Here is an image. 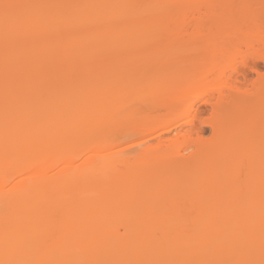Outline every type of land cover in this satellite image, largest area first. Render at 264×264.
I'll return each mask as SVG.
<instances>
[{"label": "bare ground", "instance_id": "1", "mask_svg": "<svg viewBox=\"0 0 264 264\" xmlns=\"http://www.w3.org/2000/svg\"><path fill=\"white\" fill-rule=\"evenodd\" d=\"M140 22L157 36H195L189 49H211L202 63L231 56L237 34L257 31L264 49V0H0V264H264V156L253 154L264 75L254 100L249 61L233 67L231 87L203 101L212 139L185 156L194 130L164 135L216 67L184 76L174 34L142 50L135 42L152 63L175 50L166 62L176 72L150 96L166 103L131 105L105 67L127 50L136 57L124 37Z\"/></svg>", "mask_w": 264, "mask_h": 264}, {"label": "rangeland", "instance_id": "2", "mask_svg": "<svg viewBox=\"0 0 264 264\" xmlns=\"http://www.w3.org/2000/svg\"><path fill=\"white\" fill-rule=\"evenodd\" d=\"M141 23V22H140ZM136 25L137 26H135L136 28H132V29H130V28H127L126 30L127 31H129V32H127L126 30V32L127 33H125V31H123L125 34H126V37H124V39L126 40V42L124 41V43H125V50H127V49H129L128 48V46L130 47L131 45H128L129 44V42H131L132 43V45H133V42H134V47L133 48H136L137 49V51L134 49V51H133V53H132V55L134 54V56L136 55V57L134 58V57H129L128 55H130L129 53H128V50H127V52L126 51H124V53H125V56H124V60H125V63H119V65H118V67H117V65L116 66H114V64L112 65V67L110 66V68L109 67H105V68H107V72L109 73V78H113L114 76H117L119 79H120V82L118 81L119 79L117 78V79H115L114 81H118V85L120 84L121 85V92H122V95L124 94V96H125V98H127V102L128 103H133V104H131V105H133V106H135L137 103H139V102H144V103H146V104H144L143 106L146 108V109H144L143 108V110H146L147 111V105H149V104H147V102L148 103H150L151 101L150 100H153L152 102H154L153 104H155V103H157V101H158V99H159V101L158 102H161V100L163 101V102H161V104L162 103H166L165 102V100H163L162 98H160V97H153L152 99L150 98V96H151V94H153L154 93V91L156 90L155 88H153V87H157V85L158 84H155L156 83V81L157 80H159L160 78V80H162V81H164V80H166L165 78H167L168 76H170V78L172 77L170 74H172V72H176V71H172L173 70V68H172V66H174L173 65V63H167L168 61H167V59H169L170 58V56H172L173 57V55L172 54H174L173 52H175V50L171 53L170 51H172V49L166 54V52H167V50H166V52L164 51L163 52V54H161V56H159L160 54V52L158 53L159 55H157L156 53H154V52H152L151 50V53H154L155 55L153 56V58H151V60L153 61V60H155V61H157L156 63L154 62V63H152V62H150L149 61V57L150 56H148V58H146L145 56H147V54L149 55V53L148 52H145L144 50V53H140V50H139V48H141V50H142V46H143V44H140V43H146V45H147V43L148 44H150L151 43V45H152V42H155V41H167V40H172V42H173V37H172V35L171 34H174L175 35V37H177V38H175L174 37V39L176 40V39H179V40H177L179 43L181 42L182 43V45L184 46V48H182L181 49V51L180 50H178V52H175V54H174V56L176 55V53H177V55H180V52H181V57L183 58V59H185L184 60V65H185V67L184 66H182L181 67V65H183V64H179V63H176L175 64V66L177 65V64H179L180 65V67L181 68H179V67H177L178 69H182V72L184 73V76L186 75V70H193V72L191 73L190 72V77H192V75L193 74H195V75H197L199 72V70L200 71H208L209 69H211L212 67H216V71H217V76L215 75V77H213V78H211V83H207L206 84V86H205V88H207V89H204V88H202L201 90L203 91L204 90V92H202V91H199V92H197V93H195V95L193 94L192 96H191V94H190V97H189V95H188V97L186 98L185 97V99H184V101H183V103H182V105L183 106H185V107H183V110H184V115L185 114H187V115H185L186 117L184 118V119H182V120H180V119H178V118H180V117H178L177 119H175V121H177V123H175L174 124V126L171 128V133H166L165 135H164V137L165 136H167L168 137V139H171V137H172V139L174 138V136H176L177 134L176 133H178V132H180V134H184V133H186V132H189L188 130H191V129H193L194 130V133L192 134V136H191V138H190V140L185 144V145H183V146H181L180 148H179V151H180V153L181 154H183V155H188L190 152H191V150L193 149H191V150H189L190 149V147H192V146H194V143H195V141L199 138V139H201V140H203V141H210L211 139H212V129H211V126H210V124H209V122H210V120H211V118H212V116H211V113H210V111L209 110H211V108H210V105L209 106H206L207 105V103H204L206 100H208L210 97H208L210 94H215V92H218V91H226L227 89H229L230 87H228V85H229V83L231 82V80L229 79V76L231 75V73L234 71V69L236 68V69H238L239 68V66H241V64H243L244 62H250L251 61V63H246V64H248L250 67H249V70H248V73H247V75L249 74V78L247 77V79H250V81L249 80H247L246 81V84H247V82H249V84H252V86H251V88L249 87H247V86H249L248 84L246 85V84H244V83H242L241 82V80H240V78H239V82H241L242 84H244V86L246 85V87H247V91H249V89H253L252 87L254 86V84L253 83H255V86H256V84L258 83V80H260L261 79V76H262V78H263V75H264V58H263V56H264V54L262 55V52L264 51V49H261L262 48V45L259 43H257V41H256V38L258 37H256V32H251V33H249V34H246V33H244L245 31H243V35H240V34H237V38H236V45H234V46H230L231 48V51L230 52H227V50L229 49H227L226 50V52L225 53H229V54H231V56H229L228 57V55H226L225 56V58L224 57H222V58H224L225 60H222V59H219L220 60V62H217V63H202V61H203V59H205V57L207 58V56L210 54V52H211V49H205V48H203L202 46H197V48H191L190 47V49H189V46H190V44H193V43H198V44H200L199 42H195V40L193 39V37L195 38V36H193V37H190L189 35H190V33H188V34H186V36H184L183 34H180V35H178V36H176V32H166L167 30H163V32L162 33H164V34H161L160 35V33H161V31H160V33H159V35L157 36V34L155 33V32H157V31H155V32H151V30H149V27L147 28V26H149V25H146L145 26V24L143 25L142 23L141 24H137L136 23ZM172 27V26H171ZM171 27H170V29H171ZM252 28V27H251ZM254 28V27H253ZM264 28V27H263ZM244 29H246V28H244ZM243 29V30H244ZM248 29V28H247ZM172 31H173V29H171ZM231 30V29H230ZM254 30V29H253ZM227 31H229V30H227ZM247 31V30H246ZM220 32H225V31H223V30H221V31H217L216 33H217V36H220ZM220 33V34H219ZM229 33V32H228ZM219 34V35H218ZM242 34V33H241ZM170 37H169V36ZM124 36V35H123ZM160 36V37H159ZM202 36V35H201ZM200 36V37H201ZM216 36V37H217ZM234 36V35H233ZM197 37V36H196ZM198 37H199V35H198ZM236 37V36H235ZM192 38V39H191ZM202 38V37H201ZM200 38V39H201ZM198 39V38H197ZM197 39H196V41H197ZM199 39V40H200ZM217 39V38H216ZM239 39V40H238ZM240 39H242V40H240ZM198 40V41H199ZM259 40V39H258ZM177 41H174V42H177ZM135 42H136V44L138 43L139 44V48L137 47V45H135ZM167 42H169V41H167ZM166 42V43H167ZM229 42V41H228ZM228 42H227V44H228ZM233 42H235V41H233ZM232 42V43H233ZM165 43V42H164ZM179 43H174V45H178ZM154 44V43H153ZM170 44V43H169ZM172 44V43H171ZM233 45V44H232ZM145 46V45H144ZM188 46V47H187ZM122 47V46H121ZM146 47V46H145ZM144 47V48H145ZM232 47H233V49H232ZM132 48V49H133ZM185 48L187 49V50H185ZM152 49V48H151ZM175 49V48H174ZM184 49V50H183ZM229 49V50H230ZM131 50V49H130ZM139 50V51H138ZM145 50H147V49H145ZM147 51H149V50H147ZM177 51V50H176ZM183 51V52H182ZM139 52V53H138ZM156 52V51H155ZM127 53H128V55H127ZM146 53V54H145ZM150 53V54H151ZM145 54V56H142V55H144ZM165 54V55H164ZM131 55V56H132ZM157 55V56H156ZM176 55V56H177ZM257 55H260V57L258 58L257 57ZM151 56H152V54H151ZM158 56H159V58H158ZM169 56V57H168ZM177 57H179V56H177ZM253 57H255L254 59H253ZM262 57V58H261ZM123 58V57H122ZM127 58H132V59H135V60H133L132 62L133 63H135V65L137 64V66H140V65H138V64H140V63H142V69H141V67H140V69H137V66H133V67H135V69H136V71L133 69V67L132 66H130L131 64L130 63H132V62H129L128 60H127ZM176 58V57H175ZM175 58H174V60H175ZM180 58V57H179ZM160 59H162V61H161V65H165V66H163V67H160V64H159V66L158 65H156V64H158V62H160L159 60ZM177 59V58H176ZM183 59L181 60V61H183ZM189 59V60H188ZM257 59V60H256ZM260 59H261V61H260ZM170 60H172V58L170 59ZM227 60V61H226ZM248 60V61H247ZM123 61V60H122ZM167 61V62H166ZM194 62V63H191V62ZM243 61V62H242ZM257 63H256V62ZM129 62V63H128ZM196 62V63H195ZM229 62V63H228ZM263 62V63H262ZM163 63V64H162ZM214 64H216V65H214ZM255 64V65H254ZM168 65V66H167ZM252 65H254L253 67H252ZM171 66V67H170ZM256 66V67H255ZM92 67V66H91ZM233 67H235V68H233ZM132 68V69H131ZM139 68V67H138ZM233 68V69H232ZM241 68V67H240ZM250 68H253V70H251V71H253L254 73H252V72H250ZM91 69V68H90ZM96 69V68H95ZM101 69V68H100ZM174 69H176L175 67H174ZM256 69V71H254ZM106 70V69H105ZM177 70V69H176ZM91 71H93V70H91ZM95 72H96V70H94ZM232 71V72H231ZM107 72H105V74L107 73ZM181 72V71H180ZM231 72V73H230ZM183 73H180V74H183ZM202 73V72H201ZM215 73V72H214ZM179 74V76H182V75H180ZM188 74H189V71H188ZM187 74V75H188ZM213 74V73H212ZM211 74V75H212ZM216 74V73H215ZM222 74V75H221ZM173 75V77L172 78H174V73L172 74ZM186 75V76H187ZM175 76H177V75H175ZM194 76V75H193ZM199 76V75H198ZM197 76V77H198ZM221 76V77H220ZM231 76H233V74L231 75ZM105 77H108V75L107 76H105ZM183 77V76H182ZM188 77V76H187ZM186 77V78H187ZM196 77V76H195ZM219 77V78H218ZM132 79V81H129L130 83L132 82V84L130 85V84H128V85H126L125 84V82H127L128 81V79ZM176 79L178 78V76L177 77H175ZM181 78V77H180ZM179 78V79H180ZM183 78H185V77H183ZM214 78H216V79H214ZM260 78V79H259ZM169 79V78H168ZM188 79V78H187ZM228 79H229V81H228ZM242 79V78H241ZM256 79V80H255ZM109 80V79H108ZM185 80V79H184ZM183 80V81H184ZM255 80V81H254ZM242 81H244L245 82V80H242ZM262 81H264V80H262ZM262 81L260 82V83H262ZM108 82V81H107ZM106 82V83H107ZM110 82H111V80H110ZM158 83H159V81H157ZM227 82H229V83H227ZM233 82V81H232ZM253 82V83H252ZM117 83V82H116ZM108 84V83H107ZM155 84V85H154ZM228 84V85H227ZM231 84V83H230ZM234 84V83H233ZM232 84V85H233ZM237 84H240V83H236L235 85V87H237L238 85ZM109 85V84H108ZM107 85V86H108ZM154 85V86H153ZM259 85V84H258ZM257 85V86H258ZM208 86V87H207ZM254 86V87H255ZM255 87L254 89H258L257 90V94L256 93H254L253 95H254V97H253V99L255 100V98H256V96L257 95H259L260 94V92H261V85H260V88L259 87ZM111 87V86H110ZM110 87H108V88H110ZM239 87H242V86H240L239 85ZM120 88V87H119ZM238 88V87H237ZM154 89V90H153ZM241 89V88H240ZM120 90V89H119ZM242 90H243V87H242ZM241 90V91H242ZM215 91V92H214ZM247 91H242V92H245V93H247ZM253 91V90H252ZM252 91L250 90L249 91V94L247 93V95H248V97H250V94H252ZM205 93H206V95H205ZM204 94V95H203ZM209 94V95H208ZM208 95V96H207ZM123 96V97H124ZM156 96V95H155ZM252 98V97H251ZM250 98V99H251ZM179 100H180V98H179ZM124 101H125V99H124ZM204 101V102H203ZM151 102V103H152ZM140 103V104H141ZM180 103V102H179ZM122 104H124V102L122 101ZM121 104V105H122ZM125 104H127V103H125ZM140 104H138L139 106H141ZM153 104H150L149 105V107H148V110L149 109H152V108H150V106H155V105H153ZM206 104V105H205ZM129 104H127V106H128ZM131 105H129L130 107V109L133 107V106H131ZM190 105H192V106H190ZM124 106V105H123ZM126 106V105H125ZM124 106V107H125ZM142 107V106H141ZM160 107V106H159ZM187 107H192V110L190 109H188ZM139 108V107H138ZM137 108V109H138ZM121 109H123V107H121ZM125 109H126V107H125ZM129 109V111H131V112H133V110H130ZM134 109V108H133ZM137 109H135L136 111H137ZM159 109H161V108H159ZM139 110V109H138ZM142 110V109H141ZM162 110V109H161ZM126 111V110H125ZM127 111H128V108H127ZM146 111H144L143 113H145ZM135 112V111H134ZM137 112H139V111H137ZM137 112L135 113V115H137ZM142 112V111H141ZM259 112H261V111H259ZM258 112V113H259ZM140 113V112H139ZM124 114H126V113H124ZM146 114V113H145ZM261 114V113H260ZM260 114H258L259 116H260ZM183 115V114H182ZM181 115V116H182ZM183 115V116H184ZM257 115V114H256ZM255 115V116H256ZM139 116V115H138ZM183 116H182V118H183ZM259 116L257 117V118H259ZM261 116H262V114H261ZM264 117V116H263ZM140 118V117H139ZM256 117H254V119H255ZM260 119H262L261 117L257 120V119H255L257 122H255L254 121V123H253V127H256V125H263L262 123L261 124H258V123H260V122H262V121H260V122H258ZM180 120V121H179ZM263 121H264V118L262 119ZM261 127V126H260ZM176 129V130H175ZM168 134V135H167ZM152 137V136H151ZM150 137V138H151ZM166 137V138H167ZM145 140V139H144ZM143 140V141H144ZM147 140V139H146ZM153 140L155 141V139H150V143H147L146 142V144H153V143H156L157 142V140H156V142H153ZM263 140V141H262ZM142 141V140H141ZM135 142H137V143H139L140 142V140H136ZM135 142H130V143H127L126 145L127 146H129V145H133V144H136ZM261 146H260V145ZM125 145V146H126ZM154 145V144H153ZM135 147H133L134 149L135 148H138V146H136V145H134ZM182 148V149H181ZM260 148H261V151H260ZM181 149V150H180ZM255 150V149H254ZM253 150V154L254 155H256V156H264V154H263V152H262V150L264 151V139H261L260 140V142H258V144H257V147H256V150L254 151ZM256 151H258V153H259V155H258V153L256 152ZM180 154V155H181ZM253 154H252V156H253ZM85 160V157H83V158H81L80 159V161H78L77 162V164L75 165V166H78V165H82L83 164V161ZM253 200H255V198H252L251 199V201H253ZM121 232V231H120Z\"/></svg>", "mask_w": 264, "mask_h": 264}]
</instances>
